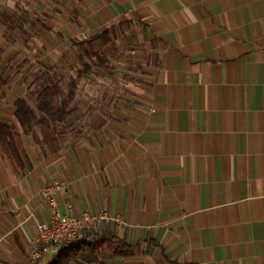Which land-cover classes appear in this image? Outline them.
<instances>
[{
	"label": "crops",
	"instance_id": "1",
	"mask_svg": "<svg viewBox=\"0 0 264 264\" xmlns=\"http://www.w3.org/2000/svg\"><path fill=\"white\" fill-rule=\"evenodd\" d=\"M28 1L46 68L78 79L83 103L56 154L28 151L0 105L28 159L0 151V264L56 255L30 258L57 181L62 215L120 219L92 233L129 256L104 248L92 264H264V0Z\"/></svg>",
	"mask_w": 264,
	"mask_h": 264
},
{
	"label": "trees",
	"instance_id": "2",
	"mask_svg": "<svg viewBox=\"0 0 264 264\" xmlns=\"http://www.w3.org/2000/svg\"><path fill=\"white\" fill-rule=\"evenodd\" d=\"M76 85L70 84V91L63 95L58 86L44 87L36 96V110L30 108L22 98L13 104V117L25 137L32 136L38 130L37 143L49 154L58 153L60 146L56 125L61 127L75 113L71 107L75 98ZM0 151L12 161L18 169L27 168L28 159L22 146L20 135L9 125L0 123ZM107 249L110 256H129L130 248L123 240L112 236L90 234L84 240L74 242L62 248L48 264H86L94 263L99 251Z\"/></svg>",
	"mask_w": 264,
	"mask_h": 264
},
{
	"label": "rangeland",
	"instance_id": "3",
	"mask_svg": "<svg viewBox=\"0 0 264 264\" xmlns=\"http://www.w3.org/2000/svg\"><path fill=\"white\" fill-rule=\"evenodd\" d=\"M26 2L29 1L26 0ZM33 18L34 15L31 13L30 8L22 0H0V39L8 43L7 47L0 48V105L9 109V107H13L12 102L16 98L21 97L30 108L36 110V96L42 88L55 85L66 96L70 91L71 83L76 85L74 91L75 98L71 107L83 103L81 102L83 99H79L76 93L78 86L81 84L78 79L62 76L59 71L48 70L46 68L44 58L46 48L36 49L35 46L41 43L37 42L31 35L32 30H40L38 27L41 26L39 23H37V26L32 24L31 20ZM16 44L25 47L24 50H21L23 56L9 62H3V57H5L4 51ZM30 53L41 56L39 57V61L29 59ZM12 128L17 130L14 125H12ZM74 128L56 125L58 139L62 140L64 134H70L77 130L76 127ZM23 139L28 151L36 150L43 154H48L47 150L37 143L39 139L37 129H35L32 136H23Z\"/></svg>",
	"mask_w": 264,
	"mask_h": 264
},
{
	"label": "built area",
	"instance_id": "4",
	"mask_svg": "<svg viewBox=\"0 0 264 264\" xmlns=\"http://www.w3.org/2000/svg\"><path fill=\"white\" fill-rule=\"evenodd\" d=\"M63 184L52 182L41 191V200L49 209V216L36 222V238L31 249V261L36 262L45 253L51 251L57 254L62 248L74 242L84 240L92 233L99 222H120L119 217L112 218L107 212L91 214L83 211L79 215H62L55 200V193L60 191Z\"/></svg>",
	"mask_w": 264,
	"mask_h": 264
}]
</instances>
